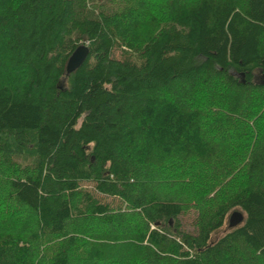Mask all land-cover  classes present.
<instances>
[{"label":"trees","instance_id":"trees-1","mask_svg":"<svg viewBox=\"0 0 264 264\" xmlns=\"http://www.w3.org/2000/svg\"><path fill=\"white\" fill-rule=\"evenodd\" d=\"M0 264H264V0H0Z\"/></svg>","mask_w":264,"mask_h":264},{"label":"water","instance_id":"water-1","mask_svg":"<svg viewBox=\"0 0 264 264\" xmlns=\"http://www.w3.org/2000/svg\"><path fill=\"white\" fill-rule=\"evenodd\" d=\"M89 50L85 45H79L75 51L69 57L66 63L65 76H69L75 70H77L88 57ZM58 88L62 89V86L59 85ZM244 220L243 214L241 212L235 211L231 213L228 226L229 228H234L240 225Z\"/></svg>","mask_w":264,"mask_h":264},{"label":"rangeland","instance_id":"rangeland-1","mask_svg":"<svg viewBox=\"0 0 264 264\" xmlns=\"http://www.w3.org/2000/svg\"><path fill=\"white\" fill-rule=\"evenodd\" d=\"M119 54L118 53H113V58H118ZM62 86V84H61ZM196 216V212L192 209L188 214L184 215L181 217V223H182V228H184L186 231L189 232H194V219ZM228 222V221H227ZM227 227V223L225 224V229Z\"/></svg>","mask_w":264,"mask_h":264}]
</instances>
